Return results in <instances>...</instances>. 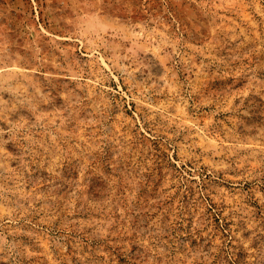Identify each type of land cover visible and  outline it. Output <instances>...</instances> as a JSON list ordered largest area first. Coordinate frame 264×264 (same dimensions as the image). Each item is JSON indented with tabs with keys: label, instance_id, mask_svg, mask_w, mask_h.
Masks as SVG:
<instances>
[{
	"label": "rangeland",
	"instance_id": "obj_1",
	"mask_svg": "<svg viewBox=\"0 0 264 264\" xmlns=\"http://www.w3.org/2000/svg\"><path fill=\"white\" fill-rule=\"evenodd\" d=\"M0 264H264V0H0Z\"/></svg>",
	"mask_w": 264,
	"mask_h": 264
}]
</instances>
